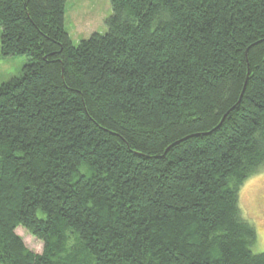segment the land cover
Here are the masks:
<instances>
[{
  "label": "trees",
  "instance_id": "trees-1",
  "mask_svg": "<svg viewBox=\"0 0 264 264\" xmlns=\"http://www.w3.org/2000/svg\"><path fill=\"white\" fill-rule=\"evenodd\" d=\"M69 1L0 0V264H264V0H111L78 46Z\"/></svg>",
  "mask_w": 264,
  "mask_h": 264
},
{
  "label": "rangeland",
  "instance_id": "rangeland-1",
  "mask_svg": "<svg viewBox=\"0 0 264 264\" xmlns=\"http://www.w3.org/2000/svg\"><path fill=\"white\" fill-rule=\"evenodd\" d=\"M66 29L73 43L78 46L84 39H89L94 33L106 34V20L112 16L111 0H70L66 7ZM2 28L0 25V87L10 80L23 74L28 63L26 56H1ZM241 207L257 228L258 239L252 250L254 253L264 252V168L248 179L240 191ZM25 245L35 253L41 254L44 244L30 235L26 229L16 230Z\"/></svg>",
  "mask_w": 264,
  "mask_h": 264
},
{
  "label": "crops",
  "instance_id": "crops-1",
  "mask_svg": "<svg viewBox=\"0 0 264 264\" xmlns=\"http://www.w3.org/2000/svg\"><path fill=\"white\" fill-rule=\"evenodd\" d=\"M68 4H69V3H68ZM68 4H67V5H68ZM66 9H67V8H66ZM67 12H68V9L66 10V17H67Z\"/></svg>",
  "mask_w": 264,
  "mask_h": 264
}]
</instances>
